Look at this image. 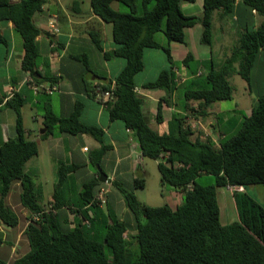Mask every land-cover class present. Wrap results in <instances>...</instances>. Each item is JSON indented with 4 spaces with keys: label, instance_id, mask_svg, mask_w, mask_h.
Segmentation results:
<instances>
[{
    "label": "trees",
    "instance_id": "trees-1",
    "mask_svg": "<svg viewBox=\"0 0 264 264\" xmlns=\"http://www.w3.org/2000/svg\"><path fill=\"white\" fill-rule=\"evenodd\" d=\"M138 1L90 0L91 13L112 26L115 46L104 55L125 61L112 80L114 85L110 81L99 87L102 93L112 90V99L101 108L107 111L110 121H120L132 132L141 158L158 160L161 185L183 193V203L175 208L151 207L139 202L135 195L136 190L144 188L143 178H132V190L118 187L115 179H111L107 184L119 188L125 207L133 217V234L129 236L126 222L108 207L106 216L99 206L98 192L102 187L108 190L107 206L109 189L99 182L96 170L95 177L81 185L74 215L80 214V220L74 218L73 227L66 220L60 221L58 210L65 204L57 202L58 197L68 177L79 167L64 163L58 166L54 192L44 203L40 187L26 171L27 162L38 155L39 147L27 138L21 120L23 99L11 86L10 98L5 100L7 93L4 98L0 97V105L13 109L16 115L15 136L0 145V224L14 228L19 217H23L15 212L17 206H13L9 195L13 186L18 185L21 191L16 202L27 211L22 237L29 251L12 261L0 260V264H264V208L245 192H232L237 220L222 224L217 200L219 188L253 185L264 188V90L230 137L219 126V114L215 110L217 102L232 100L233 87L229 80L233 74L251 87L253 67L264 52V0H202L200 16L185 15L181 9L182 2L196 0H140V14ZM115 2L125 5L129 12L115 10L112 7ZM46 3L47 0H0V22H11L20 36L24 50L21 70L36 84L58 82L49 75L42 76L38 70L37 37L41 30L34 16ZM151 3L153 6L148 8ZM216 15L230 17L237 23L238 38L223 65L211 67L206 74L207 88L185 89L182 111L175 112L171 118L173 124L169 123L168 131L160 133L154 125L163 123L162 109L171 105L172 95L181 86L182 78L179 70L175 73L171 65L169 47L157 43L155 34L163 32L168 43L183 44L184 30L201 24V43L209 45ZM89 36L96 50L103 51L100 33L91 32ZM0 43L6 44L1 31ZM145 50H162L169 67L163 68L154 81L138 86L134 78L144 68ZM191 58L188 54L185 63ZM137 88L163 91L154 125L144 114L145 98ZM78 111L68 119H59L46 107L47 130L42 138L50 135L55 127L61 133L91 136L100 148L89 155V162L108 175L101 165L102 158L111 149L104 140V131L82 124L77 119ZM211 118L217 119L218 142L196 129V121L206 123ZM204 175L213 177L214 184H199L198 178ZM49 205L48 214L34 218Z\"/></svg>",
    "mask_w": 264,
    "mask_h": 264
},
{
    "label": "crops",
    "instance_id": "crops-1",
    "mask_svg": "<svg viewBox=\"0 0 264 264\" xmlns=\"http://www.w3.org/2000/svg\"><path fill=\"white\" fill-rule=\"evenodd\" d=\"M55 1L57 11L48 15V18L56 16L60 35L51 38L45 30L47 23L39 24L35 18L34 22L41 30V34L37 37L40 54L38 70L42 76L49 75L56 78L59 90L52 95L34 92L30 87L28 75L21 70V61L24 56L22 42L16 39L15 34L17 33L14 31L11 22H0L1 34L6 39V44L0 43V97L4 98L8 88L13 86L16 88V93L23 99L21 107L22 124L27 138L35 141L39 147L38 155L26 164V171L32 177H34L32 170L34 175H37L35 178H40L43 173H49L53 180L52 184L55 186L58 181L56 170L61 163L74 164L79 167L68 177L64 191L57 200V202L66 205L58 210V219L60 221L66 220L70 223V227H73L72 223L77 218L80 220V214L77 215L76 213L74 217L79 204L68 194L74 190L75 181L82 185L95 177L90 169L89 155L94 150L99 149L100 144L87 134L61 133L57 127L53 128L50 135L42 138L47 130L44 122L46 107L50 108L55 117L59 119H68L75 113V110L79 109L77 119L82 124L96 126L104 131V140L111 149L102 158L101 165L110 172V176L107 175L108 178L127 183L130 177L139 175L138 172L140 169L142 170L144 165L132 132L126 130L122 122L110 121L107 111L101 108L99 101L95 98L96 90H100V86L107 85L112 81L124 66L123 61L114 59L112 61V58H106L104 55L105 52H110L109 47L112 44L110 41L111 27L108 28L107 23L94 16L90 9L84 17H81V8L76 1L71 6L68 4L61 5L58 0ZM43 10H45V6L42 8ZM91 32L100 33L103 51L96 50L94 47L89 36ZM82 55L84 65L80 64L79 56ZM86 74H88V78L85 80ZM137 89V92L141 91L139 93L145 98L142 106L144 114L154 115L159 99L162 97L161 93L158 90ZM170 107L171 105L169 107L164 106L162 109L164 119L162 124L167 121L165 112L172 110ZM163 110L165 111L163 112ZM149 123L156 124V121ZM167 123L169 125L170 121ZM166 129H168L167 126ZM15 133L16 115L13 109L1 104L0 145L13 138ZM88 143H90V147L86 146ZM84 148H87V151H84ZM45 156L47 160L43 159ZM82 167H85L89 176L82 173ZM119 200H121L120 197ZM121 205L122 201H118L117 208ZM18 213L23 217L27 216V211L21 207H19ZM88 215L90 218L92 217L90 209ZM24 227L16 234V241L21 239Z\"/></svg>",
    "mask_w": 264,
    "mask_h": 264
},
{
    "label": "rangeland",
    "instance_id": "rangeland-1",
    "mask_svg": "<svg viewBox=\"0 0 264 264\" xmlns=\"http://www.w3.org/2000/svg\"><path fill=\"white\" fill-rule=\"evenodd\" d=\"M74 1L78 2V5L81 8L80 15L81 17H84L85 14L89 12L90 0H58L59 4H68L69 6H71ZM138 4V14H140L142 12L140 0L138 1ZM44 6L45 10L35 14L34 17L35 21L39 24H46L48 21V15H51L57 11V3L55 0H47V3ZM152 6L153 4L151 3L149 4L148 8H151ZM112 7L121 13L129 12L128 8L120 3L115 2L112 4ZM181 9L185 15L200 16L202 13V0H196L195 3L182 2ZM106 25L108 28L111 27L110 41L112 44L109 47L111 51L115 46L111 39L112 26L111 24ZM237 28V23L230 17L221 18L219 15H216L212 24L211 43L209 45L201 43L203 31L201 24H197L194 27L186 28L184 30L185 41L183 44L175 42L168 43L163 32H158L157 34H155L154 39L157 43H159L163 47H169L172 56L171 65L174 67V71L179 70L182 75L181 76L178 73V75H180V77L182 78V84L177 90L174 91V94L172 95L170 107L172 108V110H166L165 112V118L167 121H165L164 124H153L160 133H163L164 130L168 131L166 129V126L168 127L167 122L170 121V125L173 124V122L171 121V116L175 112L180 113L182 111V105L185 101L183 93L187 87L189 88L190 86L194 89L207 88V85L205 84V76L211 70V67L219 68L223 65L226 56L230 54L232 45L238 38L239 30H237ZM15 36L17 37V40L21 41V38L18 34H15ZM188 54H191L192 58L188 60L187 65L185 63V60ZM79 57L80 64L84 65L83 55ZM113 59L119 61L121 60L125 65V61L123 59L112 58V61ZM255 63L256 64L254 65L251 74V87H249L248 83L239 75L233 74L229 80L231 86L233 87L232 100L217 102L215 104V110L219 114V126H222L223 132L227 137H230L237 132L238 127L240 126V123L242 121V116L250 114V108L253 102L257 99V96L260 94V92L264 90V52L260 55ZM143 64V70L139 72L134 78L138 86H141L143 82H150L152 80L154 81L163 68L166 69L169 67L166 56L162 50H145L143 53ZM87 78L88 74L84 76L85 80ZM111 83L112 85H114V81H112ZM158 92L163 96V91L161 92L158 90ZM195 105L196 104L193 103L194 107ZM164 111L165 110H163V112ZM154 115H146L149 122L153 123L156 120ZM196 125V129L202 130L205 136H211L215 142H218L220 135L218 133L219 129L217 125V119L215 120L214 118H211L209 121H206V123H204L202 120H198L196 121ZM86 146L90 147V143L86 144ZM43 159L47 160V157L45 156ZM142 161L144 165H142V170L140 169V171L138 172V176H134L141 177L144 180V188L135 191V195L137 196L139 202L151 207H160L167 205L171 208H175L176 206L181 205L184 200L183 193L178 192V190L173 189L169 185H161L160 174L157 167L158 160L142 158ZM90 169L92 173H95L96 170H98V168H94L92 166L90 167ZM81 171L82 173L87 174V171H85V167H82ZM32 174L34 176L33 182L40 187L43 193L42 199L44 202L54 192L55 186L52 184L53 180L51 178V175L49 173H43L40 178H35L37 175H34L33 170ZM107 174L110 176V172L107 171ZM116 182L118 184V187L120 186L121 188L132 190L131 177L130 179H128L127 183L122 180H118ZM197 182L201 185H213L214 178L204 175L199 177ZM74 183V190L71 191V194H68V196H71V198L73 197V199H75V201L79 203L78 193L81 190V184L76 181ZM105 185L109 189L110 193L109 203L107 206H103L102 209L104 214L107 216L106 207L112 209L113 213L122 221L126 222V225H128L127 235H132L133 217L130 214L129 210L125 207L121 191L117 186L113 184L110 185L105 183ZM20 191V187L18 185H14L9 194L10 200L13 201V206H17L15 208L16 213L19 211L20 207L17 204L18 202H16L19 197ZM235 191L245 192L264 208V188L261 185L246 186L244 188L231 186V189L219 188L217 189V200L220 208L222 224H227L237 220V212L232 198V192ZM119 197L121 198V200H119ZM118 201H122V205L121 207L117 208ZM23 226H25V219L22 216L19 217L18 224L14 228H9L0 224V260L12 261L25 255L29 251L28 244L23 237H21L20 240L17 239L16 241V234H18ZM2 227L4 230L1 229Z\"/></svg>",
    "mask_w": 264,
    "mask_h": 264
},
{
    "label": "built area",
    "instance_id": "built-area-1",
    "mask_svg": "<svg viewBox=\"0 0 264 264\" xmlns=\"http://www.w3.org/2000/svg\"><path fill=\"white\" fill-rule=\"evenodd\" d=\"M46 33L50 37H58L60 35V29L57 24V19L56 16H52L48 19L47 24H46ZM31 80V78H29ZM29 84L31 83L30 87L34 90V92H43L46 95H52L54 92L59 90L58 84L57 83H51V82H43L40 84L34 83L32 80ZM13 91L12 87L8 88L7 95L8 97L5 98V100H8L11 96V93ZM112 90L106 91L104 93L101 92V90H96L95 92V98L97 101H99L100 105L102 108L106 107V103L112 99ZM84 151H87V148H84ZM234 187V186H232ZM231 189L230 187H227ZM107 189L102 187L100 191L97 194L96 200L99 202V206L103 207L106 206V194H107ZM51 210V206L49 205L47 210H44L43 212H38L35 215V219H38L41 217L43 214H48V212Z\"/></svg>",
    "mask_w": 264,
    "mask_h": 264
},
{
    "label": "water",
    "instance_id": "water-1",
    "mask_svg": "<svg viewBox=\"0 0 264 264\" xmlns=\"http://www.w3.org/2000/svg\"><path fill=\"white\" fill-rule=\"evenodd\" d=\"M98 178H99V182L100 183H110V179L107 177V175L105 174V173H103L102 171H101V169L100 168H98Z\"/></svg>",
    "mask_w": 264,
    "mask_h": 264
}]
</instances>
